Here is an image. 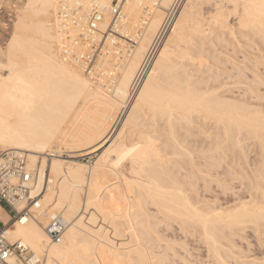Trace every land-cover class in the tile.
I'll return each instance as SVG.
<instances>
[{
	"label": "bare ground",
	"instance_id": "6f19581e",
	"mask_svg": "<svg viewBox=\"0 0 264 264\" xmlns=\"http://www.w3.org/2000/svg\"><path fill=\"white\" fill-rule=\"evenodd\" d=\"M59 2L26 0L10 41L6 48L0 47V64L8 71L5 76L0 70V145L25 151L31 167L41 156V166L46 167L45 155L55 156L62 145L67 149L93 143L107 147L92 167L54 158L50 168L57 178H50L42 209L34 218L6 228L9 240L24 241L45 256L44 264H116L122 260L127 262L123 264H192L188 243L177 241L197 234L203 236L211 254L212 263L208 264H226L222 251L227 230L252 222L256 227L263 225L259 228L264 231V202L259 201L261 205L252 200L253 204L244 202L210 212L201 199L188 192L193 185L186 183L194 179L191 183L195 186L208 179L211 168L221 167V161L236 156L240 148L239 152L243 151V141L260 146L264 157V108L222 95L229 82L225 79L241 72L232 75L219 66L231 58L223 53L227 59L220 56L221 44L229 37L226 43L233 45L239 34H250L264 47V0H184L136 94L137 75L166 19L165 10L176 0H119L122 15L117 21L111 12L113 0H83V10L93 5L105 12L91 35L94 40L106 37L104 45L110 46V55L100 57L99 66L110 67L118 60L116 50L120 47L114 48L118 46L115 33H128L134 44L128 51L122 48L126 60L120 65L124 64V69L120 68V79L111 89L109 84L104 87L100 80L93 81L63 56ZM209 3L218 11L211 20L204 14V5ZM143 5L149 10L142 11ZM232 17H237L236 24L230 22ZM85 49L83 44L77 46L80 54ZM114 122L122 123L115 135L119 125L113 129ZM201 132L211 136L208 141L196 137ZM82 191L86 192L84 214L73 221ZM118 202L125 206L117 207ZM144 203L152 204L154 212L145 210ZM51 204L53 211L59 210L70 221L59 243L51 242L44 229L47 211L45 218L42 215ZM0 218L4 223L10 220L1 205ZM108 223L120 241L114 240Z\"/></svg>",
	"mask_w": 264,
	"mask_h": 264
},
{
	"label": "rangeland",
	"instance_id": "374dc122",
	"mask_svg": "<svg viewBox=\"0 0 264 264\" xmlns=\"http://www.w3.org/2000/svg\"><path fill=\"white\" fill-rule=\"evenodd\" d=\"M115 1L116 0H113V2H115ZM183 1L184 0H179V1L177 0V2L174 3V5L169 10H167V9L165 10L167 12L166 19H165L166 21L164 20V23L161 26L160 31L158 32V34L155 37L156 41L154 40L153 45H152V46H155L156 49H155V47L152 48V46H151L150 51L151 50L152 51L148 52V54L144 60L145 62H143L142 66H141V71H139V73L137 75L136 83H138L139 85L137 84L136 88L134 89L133 94L135 92H137L138 87L140 86V84L143 83L144 79L146 78L148 71L150 70L149 68H151L153 63L155 62L154 60L156 59V56L158 54V50L161 48V46H162L163 42L166 40L168 34H170L169 31H171L170 29H172V26L176 22L175 20H177V18H178L177 16L180 13L179 11H181V9H182V2ZM25 5H26V0H0V10L2 12L0 15V47H2V49L6 48V45L10 41L11 36L13 35V33L16 29V22L18 21V14L24 9ZM212 5H214V3H212V4L209 3V4L204 5L205 17L210 19V20L212 18H215L218 16L217 15L218 11L214 10V9H216L215 5H214V7ZM144 6L145 5L141 6V9ZM176 6H177V8H175ZM144 8L142 9V11L149 10L150 7L147 8L145 6ZM175 12H177V13H175ZM142 14L140 13L139 15L142 16ZM173 14H175V15L173 16ZM171 15H172V17H171ZM143 16L146 17L148 15L143 14ZM233 21H235V22H233ZM169 22H170V24H169ZM230 22L232 24L233 23L236 24L238 22L237 17H232L230 19ZM140 26H141V24H140ZM145 26H146V24H145ZM162 28H163V31H162ZM135 30L137 31V29H135ZM135 30H132V33H134V35H135ZM160 32H161V34H160ZM115 35L116 36L118 35L116 37L117 38L116 43L118 44V46L116 45L117 47L115 46L114 48L120 47L121 49L124 48V51L125 50L128 51L130 49V47L134 45V44L132 45V40L127 38L128 33L125 34V33H118L117 32V33H115ZM123 35H124V37H123ZM158 36H159V38H158ZM238 36H239V38H238ZM238 36L236 37V38H238V39H236V42L235 41L233 42L234 46L232 44L229 45L230 42L228 44L226 43L230 37L228 39H226V42L224 44H221L222 50H221L220 56L221 57L223 56L222 57L223 60L227 56L231 57V58H228V59H230V61H228L229 63L228 62L226 63V61L228 60L226 58L227 60L224 61V65L223 64H222L223 66L219 65L220 68H222L221 69L222 72L228 70V73L231 72L232 75H234L235 73L238 74L239 72H241L240 75L239 74H238V76L236 75L237 77H235V75H234V78L232 77L231 79L230 78L225 79L226 82H228V81L229 82L227 83L228 85L226 86L227 89L225 88V90L222 91V93H223L222 95L227 96L226 98L229 97L230 99L232 97H234L235 100H238V101H240V99H241V100H243V102H245L244 100H246V102L249 100L248 103L249 102L253 103V105H256V106L261 105L259 107L264 108V47H263V44L261 41H260L261 42V44H260V42H258L259 40L256 39L255 36L253 37L250 34H249V36H248V34H246L245 36L244 35L242 36L241 34H239ZM226 37L227 36L224 35L222 38L225 39ZM97 39H99V38H97ZM105 39H106V37L102 38V40H100L101 43H105ZM127 41L131 45H129ZM237 41H239V42H237ZM241 41H242L243 45L241 44ZM154 44H156V45H154ZM260 45H262V47ZM112 46H114V45H112ZM224 46H226L225 47L226 49L224 48ZM109 47L110 46L108 44L105 45V48L103 51L107 50V52L105 54L103 53L104 55L100 54L101 58L106 56L107 53H109V55H110V50H109L110 48ZM127 47H129L128 50H127ZM120 48H119V50L118 49L116 50V57L118 58V60H116V64H114L115 62H112L111 65L113 67L110 65V67L113 69L109 70L110 67H108V66L104 67L103 66L104 70L107 71V74L110 73L112 70H114L113 72H116L117 79H116V82L114 83L115 85L118 82L119 76H121V74H122V70L124 69L121 67L124 64L120 65V63L122 61L124 62L126 60L124 58L126 56L125 55L126 52H124L123 49L121 50ZM225 51H226V54H228V55L225 54ZM117 52H118V56H117ZM119 53L121 55H119ZM122 54L124 56H122ZM109 55H107L106 57L108 58ZM148 55H150V56H148ZM119 56L121 57V59ZM106 57H104V58H106ZM104 58H102V59H104ZM0 60H2L1 54H0ZM118 64L120 67L117 68L116 66H118ZM145 65H147V66H145ZM227 65H228V67H227ZM231 65H234V66H231ZM237 66H238V68H237ZM115 67H116V69H115ZM145 67H147V68H145ZM5 68L6 67H4V63H1L0 64V70L6 76L8 74V71ZM233 68H235V69H233ZM119 69H120V71H119ZM243 70H245L244 73H246V74L243 73ZM108 71H110V72H108ZM242 75H244V76L242 77ZM205 76H207V75L205 74ZM240 81H242V82H240ZM100 83L104 84L105 85L104 87H108V85H106L105 83H103V82H100ZM229 86H231V87H229ZM109 87L111 89L112 84L111 85L109 84ZM230 95H231V97H230ZM129 104H130V101H129V103H127L126 107H124V109H125L124 110L125 112L123 113L124 116L126 115ZM118 123L119 122H114L113 129L118 127V125H119ZM116 125H117V127H115ZM121 125H122V123L119 125L118 129H114V130H116V131H114V135L117 133V131L119 130ZM205 129L206 130H204V129L203 130L207 131V128H205ZM211 130H212V128H211ZM209 131H210V129H208V132ZM211 132H213V131H210L209 133H211ZM201 133H197L196 137L199 136L198 138L203 139L205 137V135L208 134L205 132L204 133L201 132ZM203 134H205V135L203 136ZM201 135H202V137H201ZM207 137L209 139L211 136L210 137L206 136L205 140L207 139ZM208 139H207V141H208ZM243 143L244 144H242V145L244 146V148H243V151L241 150L242 154H241V151L239 152V150L242 149V148H240L236 152V156L234 154V155H232L233 157L231 156L230 158L223 160L224 162L221 161L222 166L215 168L217 173H215V170H213V168L208 167L209 169L211 168L210 170H212L211 172H210V170L208 172L209 177L206 174V176H207L206 178H208V179L205 178L206 179L205 181L204 180L201 182L198 181V184L200 185L201 190H200L198 184L195 183L196 185L194 186V184L191 183L193 181L196 182L194 179L191 178L192 181L189 182L190 179L187 180L185 178L187 180L186 184H188L189 186L193 185V186H191L192 189L189 188L190 190L188 192L191 191L190 192L191 195L193 194L195 196V198L201 199V203L206 210H208L210 212H211V210H214V212H218L219 210L232 209L233 207L235 208V206L236 207L240 206L244 202H252V200H253V202L255 201L256 203H258L259 201L264 202V166L262 165L263 169H262V167H260L261 163L264 164V162H263L264 157H262L263 154L261 155V153H262L261 147L258 146L257 144H255L251 140H249V141L246 140V143L243 141ZM94 145H97V146H94ZM1 146L2 145H0V152L7 150V148H8V147L3 148ZM84 147L85 146L82 145L81 148L67 149V148H65L64 145H62L60 148V151L55 156L45 155V157H46L45 158L46 159L45 166H46V168L50 174V178L55 177L51 171V168H50V164L54 158L64 159L67 163L73 162L75 164H79L80 162H83V163L88 164L89 167H92V164L95 161H97L98 157L105 150V148L107 146L105 144H102V145L99 144L98 145L97 143L96 144L93 143L92 145L91 144L87 145L85 147V149H84ZM8 149H10V148H8ZM21 151H23V150H21ZM91 151H93V152L86 154L85 156L84 155L81 156V154H83L84 152H91ZM23 152L26 154L25 151H23ZM237 153L239 155L241 154L242 156L241 155L239 156ZM75 155L78 157H76ZM28 160H30V159H28ZM42 161H43V156H41L38 159L37 164L35 166L42 165ZM203 167H205V166H203ZM260 169H262L263 172ZM258 170L261 172H259ZM213 174H216V175L214 176ZM56 178H54V180H56ZM215 178L217 179L218 182L216 181ZM184 182H185V180H184ZM194 187L198 188V190ZM84 192L82 191V193H80L81 203L78 206L76 205V207L78 209L76 210L75 219L73 221H75L77 218H79L81 216V214H84V210H85L84 204H85V200H86V192L85 193ZM195 192H197V193H195ZM196 194L198 195V197H196ZM253 202H252V204H253ZM126 203H128V202H126ZM146 203H144L145 205H143V207L145 206V210H147L149 213L154 212V207L152 206V204L150 205V203H148L146 205ZM118 204H117V207H121V206L124 207L125 206V205H123L124 203H121V202H118ZM260 204L262 205V203H260ZM52 206L53 205L51 204V205L46 206L44 208L45 211H44V214L42 215V218H45L44 215H45L46 211H47L46 213H48V211L52 210L51 209ZM146 206H148L149 210L146 208ZM69 207H70V205L68 203L65 209L68 210ZM6 210L9 213L7 208H6ZM54 211L58 212L59 210L56 209ZM91 211H93V210L91 209ZM91 211H88V213H90ZM9 215L11 216L10 213H9ZM40 219H41V217H40ZM99 219H101V217H99ZM101 220L99 221V223H102ZM14 222L15 221H13V220L9 221L8 227H12L17 221L15 223ZM106 226L107 227L110 226L109 223L106 224ZM262 226L263 225H261V226L258 225L257 226L258 228H257L255 223L242 222V223L234 225L233 227L231 226L232 229L229 228L227 230V233H228L227 237L225 239L223 238V251L224 252L222 251V253L225 254L224 259L227 261L226 264H264V231L261 228H259ZM108 228H110L108 230H110V231L112 230V232H110V231L109 232L113 233V234H111L113 236L114 231H113V229H111V228H113V225H112V227H108ZM176 228H177V226L175 227V229ZM176 232L177 233L180 232V231L178 232V228L176 229ZM179 235L180 236L182 235L183 239L186 237V236L184 237V234H182L181 232L179 233ZM190 236L191 235L189 234L186 237L187 239L186 238H185V240L180 239L177 242L178 243L181 242L182 244L184 242V245H186V243H188V246L187 245L186 246L189 247L188 248L189 251L191 250L192 254H194L195 257L194 256L191 257V252H189L190 254L186 252V254H189L191 260L194 261L193 263L194 264H202L203 262L204 263L206 262V264H208V262L212 263L211 256H210L211 254L210 255L208 254L207 245L202 241L203 236H199L197 234H194V237L193 236L190 237ZM116 237L117 236H115V235L113 237L115 241L118 242L121 240V238L119 236H118L119 238H116ZM124 237L126 238V236H124ZM225 250H226V252H225ZM42 257L44 258V262H45V256L42 255ZM193 257L196 258L198 261L201 260L200 261L201 263L197 262V261L195 262L196 259L194 260ZM122 262L127 263L126 261L122 260L121 262H116V264H123Z\"/></svg>",
	"mask_w": 264,
	"mask_h": 264
},
{
	"label": "built area",
	"instance_id": "2783aa9c",
	"mask_svg": "<svg viewBox=\"0 0 264 264\" xmlns=\"http://www.w3.org/2000/svg\"><path fill=\"white\" fill-rule=\"evenodd\" d=\"M59 1L63 56L81 67L93 81L114 84L117 77L115 72L107 74L105 66H99L100 54L107 52L103 51L105 43L100 41L104 37L95 40L91 38L104 17V10L93 5L88 7L89 10H83V0ZM111 12L115 21L121 20L119 0L112 2ZM111 29H114L113 26ZM79 44L86 47L81 54L77 50ZM50 184L47 168L41 165L31 167L23 151L11 148L0 152V204L11 214L9 221L34 218L36 212L42 209V199ZM9 221L4 223L0 220V264H44V258L31 250L24 241L8 239L6 228ZM47 221L44 229L49 240L53 243L61 242L70 221L64 213L56 211L48 212Z\"/></svg>",
	"mask_w": 264,
	"mask_h": 264
},
{
	"label": "crops",
	"instance_id": "0c3cea01",
	"mask_svg": "<svg viewBox=\"0 0 264 264\" xmlns=\"http://www.w3.org/2000/svg\"><path fill=\"white\" fill-rule=\"evenodd\" d=\"M1 10H0V15H1ZM1 205V204H0ZM2 206V205H1ZM3 208H4V210H6V208L4 207V206H2ZM7 211V210H6ZM8 213V212H7ZM9 214V213H8ZM10 216V215H9ZM0 220H1V218H0ZM2 221V220H1Z\"/></svg>",
	"mask_w": 264,
	"mask_h": 264
}]
</instances>
